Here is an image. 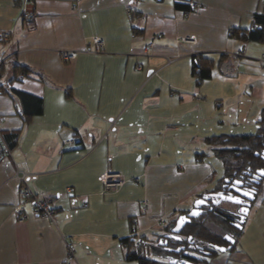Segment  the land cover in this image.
Listing matches in <instances>:
<instances>
[{"label":"crops","instance_id":"0c3cea01","mask_svg":"<svg viewBox=\"0 0 264 264\" xmlns=\"http://www.w3.org/2000/svg\"><path fill=\"white\" fill-rule=\"evenodd\" d=\"M175 1L0 0V32H9L1 58L12 62L0 84L13 64L25 66L27 77L12 87L43 104L40 115L23 119L20 99L0 94L2 132L17 134L0 162V264H63L67 245L71 264H131L122 238L163 233L212 194V166L204 152L192 153L193 142L203 149L213 135L255 132L264 109V40L243 42L230 31L250 28L264 0H194L189 13ZM24 11L35 14L33 31L24 28ZM95 37L102 52L87 51ZM65 51L74 59L63 60ZM196 54L214 62L199 85L191 74ZM18 171L34 177L23 183ZM106 171L125 183L104 193ZM262 180L239 244L213 264H264ZM24 186L53 199L52 219H16Z\"/></svg>","mask_w":264,"mask_h":264},{"label":"trees","instance_id":"16d2710c","mask_svg":"<svg viewBox=\"0 0 264 264\" xmlns=\"http://www.w3.org/2000/svg\"><path fill=\"white\" fill-rule=\"evenodd\" d=\"M191 1L176 0L174 5L176 9L189 13L193 11L190 5ZM230 35L243 42H262L264 40V14L254 13L250 28L231 30ZM222 57L223 55L220 54L218 67L222 63ZM5 64L6 62H3L0 65V79L4 73ZM213 65V60L202 54L191 57V74L195 78L196 85L211 78ZM11 69L12 75L8 83L6 85L0 84V94H7L10 97L15 94L20 99L23 119L40 115L43 110L42 99L12 87V84L22 80L18 78L20 74L27 77L30 70L18 63L13 64ZM255 125L256 130L251 134H218L204 139L211 154L221 163L223 168L222 178L218 180L219 183L213 192L220 191L225 187V184L240 181L242 178L251 177L252 180L250 181L253 183L255 172L260 169L264 170V160L261 158V154L264 152V109ZM3 137L9 151H11L15 145L17 134H3ZM202 155L207 156L205 153ZM260 185L261 182L256 185L257 193L260 191ZM51 207L59 211L56 206ZM238 218V210L232 212L222 209L219 204H213L210 207H202V214L196 219H191L178 234V238H173L170 234L176 221L173 218L169 220L163 233L139 238H135L133 235L124 237L120 240V244L125 251V260L136 261L137 264H168L169 260H175V264L178 262H182V264L184 262L213 264L210 259H213L217 253L215 247L229 246L221 232L234 239V244L230 246V250L238 241L243 230V225L241 229L234 227ZM231 228L236 233H230ZM175 249H179V251L175 252Z\"/></svg>","mask_w":264,"mask_h":264},{"label":"built area","instance_id":"2783aa9c","mask_svg":"<svg viewBox=\"0 0 264 264\" xmlns=\"http://www.w3.org/2000/svg\"><path fill=\"white\" fill-rule=\"evenodd\" d=\"M27 1V0H26ZM191 8L194 10L197 7V3L192 0L190 2ZM23 20H24V28L26 31H33L36 27L35 25V14L31 11H24L23 12ZM162 35L161 34H156L157 38H160ZM9 38V32H0V40H6ZM181 42L186 43V44H194L195 40L193 38L189 37H183L181 38ZM92 47L93 49H87L88 52L92 53H99L102 52L103 50V42L99 38H93L92 39ZM149 47L152 46V44L148 45ZM61 57L63 60H71L74 59L75 53L74 52H62ZM264 58V55H263ZM168 63H171L174 61V58H167ZM5 62L4 59L0 57V65ZM19 79H24L25 76L20 74L18 76ZM70 142V141H69ZM10 155V151L7 147V144L5 142V139L3 137L2 133V120L0 118V162L3 158L7 157ZM16 177L21 181V182H26V180L29 177H34L29 174H25L24 172H19L16 174ZM100 181L102 183L103 187V192L104 193H109L112 191H115L119 189L124 183L125 179L123 175L119 172H112V171H106L100 176ZM17 202L15 204L14 208V214L15 217L18 221H22L28 217L29 214L36 215V216H41L44 218L52 219L54 214L58 211L57 209H53L51 206L53 203L52 198H45L43 200H40L36 198V196L26 187H22L19 189L17 193ZM30 200L32 203V209L30 213H28L25 209V204ZM83 207L87 206V203L85 201L82 202ZM146 205V203H145ZM67 251H68V256L63 264H71V262L74 259L73 255V249L70 245H67Z\"/></svg>","mask_w":264,"mask_h":264},{"label":"water","instance_id":"95a60500","mask_svg":"<svg viewBox=\"0 0 264 264\" xmlns=\"http://www.w3.org/2000/svg\"><path fill=\"white\" fill-rule=\"evenodd\" d=\"M256 155H258V154H256ZM261 158L264 160V152H262ZM263 178H264V170L263 169L257 170L255 172L254 177H253L254 184L258 185ZM238 185H240L239 182H233L231 184V187H233V188L235 187V189H236V193H237L236 196L225 195V194H221V193H213V194H211V196L218 199L215 202L216 204H219L222 201L239 203L237 198L246 199V202L243 203L242 206L238 210V215H239L238 221L234 223L235 228L241 229L243 223L245 222V218L248 215V212H249V209L252 205V202L255 200V195H256L257 191L255 189H251L250 191L241 192L237 189ZM205 205H207L206 197H200V198L195 200L192 208L189 211H187L185 214L178 216L176 218V221L174 223L173 228L170 231V234L172 235V237L178 238V234L181 232L183 227L187 223H189L191 221V219H196L202 214V207ZM224 239L229 243V246L228 247L217 246V247H215L216 251L225 252L226 250H228L230 248L231 245L234 244V239L231 236L225 235ZM174 251L178 252L179 249H175ZM175 263H176L175 260H169L168 261V264H175ZM177 264H182V262H178ZM184 264H193V263L184 262Z\"/></svg>","mask_w":264,"mask_h":264},{"label":"rangeland","instance_id":"374dc122","mask_svg":"<svg viewBox=\"0 0 264 264\" xmlns=\"http://www.w3.org/2000/svg\"><path fill=\"white\" fill-rule=\"evenodd\" d=\"M1 55H2V53L0 52V57H1ZM11 60L9 61V62H7L6 64H5V69H4V73H3V75H2V77H1V79H0V81L1 82H4V79H5V77H6V75H7V70L10 68V65H11ZM198 143L197 142H193V151H192V153L193 152H204L205 153V155H208V154H210L209 152H210V149H209V147H205V148H201V147H199L198 145H197ZM186 149H189L188 147H185ZM186 152H189V151H187L186 150ZM189 156H190V154H188ZM192 155V154H191ZM191 157H193V156H191ZM212 157V158H211ZM206 158V161L207 162H209V164H211V166H212V177L206 182V184L207 185H210L211 186V188L212 189H216V186L218 185L217 183H219L218 182V180H220L221 178H222V175H223V168H222V165H221V163L220 162H218L217 160H216V158L214 157V156H210V158L211 159H207V156L205 157ZM215 158V159H214ZM263 181V180H262ZM261 186H262V182H261V185H260V188H261ZM261 191V190H260ZM213 193H215V192H213ZM260 194V193H259ZM258 194V195H259ZM256 204V203H255ZM254 204V205H255ZM219 206L222 208V209H227V210H230V211H232V212H237V206H234V205H232V204H230V203H228V202H226V201H223V202H221L220 204H219ZM185 214V213H184ZM166 221V220H165ZM244 224V223H243ZM244 229V228H243ZM229 232L230 233H236V231H233V229L231 228L230 230H229ZM222 233V236L224 237L225 235H227L226 233H224V232H221ZM243 235L242 234H240V237H239V239H241V237H242ZM199 242H201V241H199ZM239 243L238 242H236L235 243V246L236 245H238ZM143 248V247H142ZM230 250V249H229ZM225 252H228V250H226ZM225 252H218L217 251V253L214 255V257L213 258H215V257H219V256H221L222 254H225ZM210 259V258H209ZM212 261V263H213V259L211 258L210 259V262ZM131 262V264H137V262L136 261H130ZM129 262V263H130Z\"/></svg>","mask_w":264,"mask_h":264},{"label":"flooded vegetation","instance_id":"af4514ba","mask_svg":"<svg viewBox=\"0 0 264 264\" xmlns=\"http://www.w3.org/2000/svg\"><path fill=\"white\" fill-rule=\"evenodd\" d=\"M250 180H252V178L251 177H247L246 179L242 178L240 181H235V182H239L240 183V185L237 186L238 187L237 189L239 191H241V192L250 191L251 189H255L257 191V186L254 184V182L252 183ZM231 184H232V182H229V183L225 184V187L222 190L217 191L215 193H221V194H225V195L236 196V194H237L236 193V189H235V187L234 188L231 187ZM258 193H256L255 198H256ZM205 197L207 199V205H205L203 207H210V205H213V204L218 205V204L215 203L218 199L212 197L211 194L208 195V196H205ZM237 200L239 201V203H233V202H228V203H230V204H232L234 206H237V210H239V208L242 206V204L246 202V199L237 198ZM254 201L252 202V204L254 203Z\"/></svg>","mask_w":264,"mask_h":264}]
</instances>
